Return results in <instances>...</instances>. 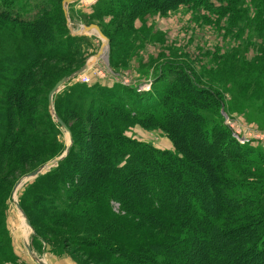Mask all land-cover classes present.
<instances>
[{
    "label": "trees",
    "instance_id": "16d2710c",
    "mask_svg": "<svg viewBox=\"0 0 264 264\" xmlns=\"http://www.w3.org/2000/svg\"><path fill=\"white\" fill-rule=\"evenodd\" d=\"M61 2L0 0V264L18 259L6 229L15 184L65 150L48 94L89 57L79 59L84 37L70 34ZM180 5L205 12V21L212 15L236 42L204 70L215 84L163 61L147 91L141 83L67 86L52 100L72 145L25 187L19 206L31 225L29 214L46 233L69 230L107 264H264V152L224 125L229 107L219 83L226 92L264 89V0H101L92 17L108 16L106 32L99 27L108 40L131 39L150 34L146 18ZM121 51L110 55L112 68ZM60 70L66 74L57 78ZM179 118L187 122L179 126ZM134 126L159 127L173 149L129 138Z\"/></svg>",
    "mask_w": 264,
    "mask_h": 264
},
{
    "label": "rangeland",
    "instance_id": "374dc122",
    "mask_svg": "<svg viewBox=\"0 0 264 264\" xmlns=\"http://www.w3.org/2000/svg\"><path fill=\"white\" fill-rule=\"evenodd\" d=\"M100 1L81 0L67 5L69 26L72 30L78 31L83 26L90 24L97 26L98 24V27L106 32V29L109 27L108 16L92 17L96 9L94 7H97ZM173 1L169 0V2ZM104 5L102 4L101 6L103 7ZM205 15V12L197 13L196 10H191L188 5H180L170 8L165 16L159 14L149 16L146 18L145 23H147L146 28L150 29V34H136L131 39L126 34H123L121 38H113V41L108 40L105 58L96 61L90 70L84 73V75L91 77L89 82L83 83L80 78L75 79L67 83L62 90L73 83L100 84L106 87H111L114 84L135 87L141 83L139 90L147 91L150 89L151 85L148 83H151L157 66L163 61L184 63L191 70L195 71V74L200 77L199 79L213 83L206 75L207 72L204 71L210 65L209 62L214 59L212 55L215 54V58L218 59L220 57L224 58V52L236 46V42L224 36L221 23L217 26L213 21H209L215 20L212 15H209V20H203L202 16ZM138 27H140V24ZM79 37H84V39L76 43L82 55H80L79 59L82 60L85 56L91 57L101 48L102 42L95 34H88V36L80 35ZM120 47L122 50V60L117 61L113 65L114 68H112L109 65L110 55L115 56L118 54L116 51L118 52ZM249 52L250 50L247 53V58L248 56L252 58L253 54H249ZM71 67H73V64L68 63L67 68L71 69ZM65 72L64 70H60L57 78L66 74ZM219 83L221 84L220 87H222L220 90L224 94V104L229 107L226 108L227 112L223 109L221 110L224 125L239 143L242 144L240 139H246V141H251L264 152V89L255 88L253 85L252 90H249V85H244V87L233 86L232 90L226 92L224 91V80ZM234 92L236 96L239 95L243 98L237 100L238 98L235 95H231ZM54 100H52V106L55 113ZM240 106H243V111H236V108ZM177 121L179 122V126H183V123L187 122V119L179 118ZM188 128V126L185 128L184 133H186ZM58 129L60 133L57 138L66 149L68 142L67 134L63 129ZM126 135L137 141L149 143L160 150L173 149L168 134L156 126H151L147 129L134 126L127 131ZM64 151L61 150V152L47 155L48 157H45L46 163L61 156ZM31 182L33 180L20 187L16 192L18 204L25 187ZM187 196L190 199L193 197V194H186ZM112 206L114 207V211L118 212V204L112 203ZM29 217L33 221L32 225L30 224L32 231L34 234L35 230L39 232V238L36 234L35 236L31 235V231L26 226L24 218L19 214L12 201H9L6 211V229L9 233L12 249L18 259L15 263L5 264H36L23 246V241L29 239H31V247L34 253L47 264H107L109 262L108 256L102 253H85L83 248L75 242L74 238L79 236H74L69 232L73 238L70 237L67 234L69 230L66 231L59 226L60 228H57L58 231L55 233H46L40 220L30 214ZM33 236L35 239L34 243L32 242Z\"/></svg>",
    "mask_w": 264,
    "mask_h": 264
},
{
    "label": "water",
    "instance_id": "95a60500",
    "mask_svg": "<svg viewBox=\"0 0 264 264\" xmlns=\"http://www.w3.org/2000/svg\"><path fill=\"white\" fill-rule=\"evenodd\" d=\"M81 0H64L62 2V10L63 13L65 15L67 24H68V28L69 31L72 35H87L88 34H95L97 38H99L102 42L101 48L99 49V51L94 54L91 57H88L85 60V63L83 64V66L78 69L77 71L73 72L72 74H70L68 77H65L63 79H61L60 81H58L55 86L51 89V91L48 94V101H49V111L50 114L52 116V118L54 119V122L57 123L61 129H63L66 134H67V139L68 142L66 144V149L65 151L62 153L61 156L57 157L56 159L45 163L44 165L38 167L36 170L32 171L31 173H28L26 175H24L23 177H21L17 183L15 184L13 191H12V195H11V201L14 204L15 208L17 209V211L19 212V214H21L26 222V225L28 226V228L31 231V235H34L32 228L30 226V222L27 219L25 213L23 212V210L21 209V207L18 204L17 198H16V192L18 191L19 187H22L23 185H25L26 183L36 179L37 177L46 174L47 172H49L52 168L56 167L58 165L59 162H61L68 154L69 149L72 145V136L70 131L68 130V128L66 127V125L60 120V118L54 113L53 110V106H52V99L54 97V95H56L58 92H60L63 87L71 82L74 81L75 79H78L80 76H82V74H84L85 72H87L88 70H90V68L92 67V65L100 60V59H104L105 58V51L108 49V39L102 34V32L100 31L99 27L94 25V24H90L88 26H83L80 30L78 31H74L72 30V28L69 26V18H68V13H67V5L68 4H72L75 2H79ZM106 61V60H105ZM107 63V61H106ZM23 246L27 252V254L30 256V258L36 263V264H47L43 259H41L40 257H38L34 251L32 250L31 247V239L29 240H24L23 241Z\"/></svg>",
    "mask_w": 264,
    "mask_h": 264
},
{
    "label": "built area",
    "instance_id": "2783aa9c",
    "mask_svg": "<svg viewBox=\"0 0 264 264\" xmlns=\"http://www.w3.org/2000/svg\"><path fill=\"white\" fill-rule=\"evenodd\" d=\"M95 73V72H94ZM96 76V75H95ZM80 78V80L83 82V83H87V82H89V80H90V78L91 77H88L87 75H82V76H80L79 77ZM78 78V79H79ZM148 84H151L150 82L148 83ZM240 141L242 142V143H244L245 141H246V139H240Z\"/></svg>",
    "mask_w": 264,
    "mask_h": 264
},
{
    "label": "bare ground",
    "instance_id": "6f19581e",
    "mask_svg": "<svg viewBox=\"0 0 264 264\" xmlns=\"http://www.w3.org/2000/svg\"><path fill=\"white\" fill-rule=\"evenodd\" d=\"M19 188H20V187H19ZM19 188H18V189H19ZM21 216H22V215H21ZM22 217H23V216H22ZM23 218H24V217H23ZM24 220H25V219H24ZM24 222H25V221H24ZM25 224H26V222H25ZM26 226H27V225H26ZM27 227H28V226H27ZM28 229H29V228H28Z\"/></svg>",
    "mask_w": 264,
    "mask_h": 264
},
{
    "label": "crops",
    "instance_id": "0c3cea01",
    "mask_svg": "<svg viewBox=\"0 0 264 264\" xmlns=\"http://www.w3.org/2000/svg\"><path fill=\"white\" fill-rule=\"evenodd\" d=\"M31 264V263H30Z\"/></svg>",
    "mask_w": 264,
    "mask_h": 264
}]
</instances>
